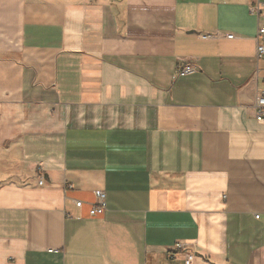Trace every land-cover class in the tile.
I'll return each instance as SVG.
<instances>
[{
	"label": "crops",
	"instance_id": "1",
	"mask_svg": "<svg viewBox=\"0 0 264 264\" xmlns=\"http://www.w3.org/2000/svg\"><path fill=\"white\" fill-rule=\"evenodd\" d=\"M261 27L264 0H0V264H264Z\"/></svg>",
	"mask_w": 264,
	"mask_h": 264
},
{
	"label": "built area",
	"instance_id": "2",
	"mask_svg": "<svg viewBox=\"0 0 264 264\" xmlns=\"http://www.w3.org/2000/svg\"><path fill=\"white\" fill-rule=\"evenodd\" d=\"M260 5H256L251 8V13L254 15H259L260 14ZM228 39H233V35H228L226 36ZM256 42H257V60H262L264 58V27H261L258 29L257 36H256ZM194 71V69L191 66H184L180 67L177 70L178 75H183V74H190ZM256 110H257V121L260 123H264V91L261 92L257 98V103H256ZM40 185L43 184V180H40ZM95 198H96V203L91 206V209L89 211L90 217H99L104 215L106 212V207H107V202H106V193L102 190H97L94 193ZM76 207L81 209L83 208V202L77 201L76 202ZM256 219H260V216L257 215ZM174 250L176 252L182 253L185 258V264H193L195 260V255L191 251V249L179 242L174 245ZM49 252H54L53 250Z\"/></svg>",
	"mask_w": 264,
	"mask_h": 264
}]
</instances>
